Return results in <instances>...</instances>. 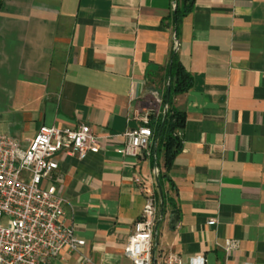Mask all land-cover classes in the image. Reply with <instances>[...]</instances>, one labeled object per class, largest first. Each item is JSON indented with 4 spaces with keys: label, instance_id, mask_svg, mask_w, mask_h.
Segmentation results:
<instances>
[{
    "label": "crops",
    "instance_id": "obj_1",
    "mask_svg": "<svg viewBox=\"0 0 264 264\" xmlns=\"http://www.w3.org/2000/svg\"><path fill=\"white\" fill-rule=\"evenodd\" d=\"M172 0H0V130L28 144L42 125L86 123L105 152L58 154L64 222L85 245L50 264H134L125 255L146 198L159 192L163 152L124 157L111 147L141 124L169 85L175 51L194 77L175 98L183 149L162 181L172 210L160 213L154 264L168 253L223 264L215 242H240L230 264H264V0H195L177 31ZM161 210V208H159ZM216 218V226L208 220Z\"/></svg>",
    "mask_w": 264,
    "mask_h": 264
},
{
    "label": "built area",
    "instance_id": "obj_2",
    "mask_svg": "<svg viewBox=\"0 0 264 264\" xmlns=\"http://www.w3.org/2000/svg\"><path fill=\"white\" fill-rule=\"evenodd\" d=\"M153 95L166 110L164 95ZM152 115L145 112L140 126L128 129L123 142L112 150L124 157H138L150 149L154 142ZM109 148L86 123L76 127L42 125L28 144L0 130V264H50L64 249L72 257L79 253L85 240L64 222L68 200L56 185L64 177L57 156L65 153L84 159L92 151ZM135 182L146 204L134 223L125 255L134 264H154L158 199L140 176ZM207 223L216 226L218 220L211 218ZM239 248L240 242L232 238L215 242V249L225 255L223 264H230L231 253ZM161 264H208V260L195 255L184 262L177 254L168 253Z\"/></svg>",
    "mask_w": 264,
    "mask_h": 264
},
{
    "label": "trees",
    "instance_id": "obj_3",
    "mask_svg": "<svg viewBox=\"0 0 264 264\" xmlns=\"http://www.w3.org/2000/svg\"><path fill=\"white\" fill-rule=\"evenodd\" d=\"M172 8L169 16L164 20V24L172 26L175 31L181 21L191 14L195 8V0H172ZM166 76L169 78V85L164 94V103L167 105L166 112L153 114L150 126L154 132L153 148L163 152L164 172L158 173L159 192H155L160 201L162 214L168 210H176L177 205L174 199L165 192L162 181L170 184V191H177L176 185L170 177V171L175 159L183 149V139L178 129L181 119V112L175 106V98L192 89L194 85L193 75L186 69L179 55L172 51L170 62L167 66ZM162 224V219L157 221L156 229Z\"/></svg>",
    "mask_w": 264,
    "mask_h": 264
},
{
    "label": "water",
    "instance_id": "obj_4",
    "mask_svg": "<svg viewBox=\"0 0 264 264\" xmlns=\"http://www.w3.org/2000/svg\"><path fill=\"white\" fill-rule=\"evenodd\" d=\"M179 220H180L179 212L177 210H173L171 212L170 228L174 229L177 226ZM155 244L158 245V233L157 232L155 233Z\"/></svg>",
    "mask_w": 264,
    "mask_h": 264
},
{
    "label": "rangeland",
    "instance_id": "obj_5",
    "mask_svg": "<svg viewBox=\"0 0 264 264\" xmlns=\"http://www.w3.org/2000/svg\"><path fill=\"white\" fill-rule=\"evenodd\" d=\"M158 205H159V208H160V201L158 200ZM160 213H161V211H159L158 210V218H159V216H160ZM159 220V219H158Z\"/></svg>",
    "mask_w": 264,
    "mask_h": 264
}]
</instances>
